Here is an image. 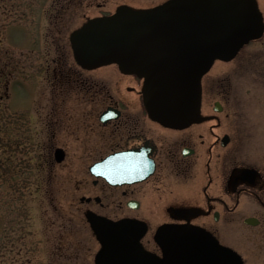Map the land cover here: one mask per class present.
Wrapping results in <instances>:
<instances>
[{"label":"flooded vegetation","instance_id":"1","mask_svg":"<svg viewBox=\"0 0 264 264\" xmlns=\"http://www.w3.org/2000/svg\"><path fill=\"white\" fill-rule=\"evenodd\" d=\"M229 3L237 16L247 13L241 30L252 28L260 34L243 41L229 59L214 61L202 77V93L210 86L221 93L214 101L221 102L222 110H214L213 103L204 110L202 104L203 118L185 126L172 127L149 114L141 96L142 78L118 67L112 72L101 70L105 66L84 68L69 55L65 40L60 41L63 47L57 49V55L47 62L46 72L55 80V87L48 91L57 102L49 99L50 104H41L35 111L38 120L46 121L38 132L42 134L39 139L58 144L55 148H63L64 158L66 151L60 145L65 143H80L82 153L77 156L85 160L95 158L92 163L117 152L125 154L126 159H137L139 155L144 158L150 170L141 179L112 183L92 174L90 163L84 166L86 174L76 187L84 189L79 204H84L88 211L114 220L139 222V227L145 223L141 244L157 254L161 249L155 241V232L166 223L205 230L219 243L241 254L249 235L247 231L237 232L236 225L241 222L244 227H252L246 223V218L252 215H242L249 207V198L264 205V191H256L254 181L242 175L247 167L241 164L242 168H235L238 144L252 138V116L256 129L258 124L264 129V0H229ZM7 58L2 71L4 77L7 75L5 79L10 80L13 73L8 72V65L9 69L22 71L26 59L11 64V57ZM110 76L115 77L113 83ZM112 84L116 85L117 93L110 88ZM31 104L34 103L15 105V113L10 109L9 122L27 123L34 106ZM104 112L110 117L103 120ZM259 117L261 121L256 120ZM78 169L68 168V175ZM143 170L137 169L136 173ZM259 225L260 218L253 227Z\"/></svg>","mask_w":264,"mask_h":264},{"label":"rangeland","instance_id":"2","mask_svg":"<svg viewBox=\"0 0 264 264\" xmlns=\"http://www.w3.org/2000/svg\"><path fill=\"white\" fill-rule=\"evenodd\" d=\"M163 1L0 0V69L7 56L11 57V64L26 59L22 71L9 69L8 65V72L13 73L11 84L5 80L7 75L4 77L0 72V264H96L95 254L101 244L87 218L88 208L79 204L84 189L76 187L77 181L86 174L84 166L95 158H79L82 145L65 143L60 146L65 148L66 157L56 162L53 151L58 144L39 139L42 134L38 132L46 121L38 120L35 111L41 104H50L49 99L57 102L48 91L55 87V80L46 72L47 62L63 47L62 40L67 41L65 49L72 57L71 32L99 12H113L122 4L146 7ZM116 69L114 65H107L101 70ZM114 78L110 76L108 80L113 83ZM110 88L117 93L115 84ZM218 96L221 93L211 86L203 91L204 110ZM19 103L27 106L34 103L29 111L31 117L27 123L13 120L10 123L8 112L12 109L15 113V105ZM252 119L256 123L254 116ZM256 120L261 121V117ZM254 123L251 122L250 135L255 141L246 138L238 144L235 168H242L243 164L256 169L252 185L256 191L263 192L264 129L259 124L256 129ZM48 155L52 159H46ZM70 167L79 169L68 175ZM247 204L249 207L242 215L259 217L261 225L251 228L241 222L236 225L237 232L247 231L249 235L248 241L244 240L245 264H264V207L251 198Z\"/></svg>","mask_w":264,"mask_h":264},{"label":"water","instance_id":"3","mask_svg":"<svg viewBox=\"0 0 264 264\" xmlns=\"http://www.w3.org/2000/svg\"><path fill=\"white\" fill-rule=\"evenodd\" d=\"M246 14L236 17L229 0H168L144 10L121 6L114 14L90 19L76 30L72 47L83 65L117 62L125 70L144 74L146 103L153 116L177 125L198 118L200 77L215 56H227L234 49L236 22ZM125 156L110 154L91 170L112 183L148 174L150 164L144 158ZM55 157L62 159L60 148ZM137 169L143 172L136 173ZM91 222L104 247L97 257L101 264H220L221 254L227 258L224 263L241 264L230 251L183 228H163L157 238L164 258H159L138 247V235H132L130 225L126 229L97 217Z\"/></svg>","mask_w":264,"mask_h":264}]
</instances>
